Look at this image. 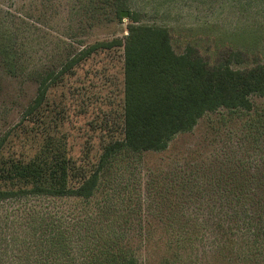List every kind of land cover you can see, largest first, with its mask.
Instances as JSON below:
<instances>
[{
  "label": "rangeland",
  "instance_id": "374dc122",
  "mask_svg": "<svg viewBox=\"0 0 264 264\" xmlns=\"http://www.w3.org/2000/svg\"><path fill=\"white\" fill-rule=\"evenodd\" d=\"M131 20L165 28L176 54L192 49L209 67L264 64V0H0V35L27 51L15 75L0 61V137L35 96L29 69L123 40ZM122 67V47L100 50L50 91L72 158L92 162L121 136ZM250 102L204 113L164 150L116 153L87 200L28 202L62 215L74 249L109 244L137 264H264V98Z\"/></svg>",
  "mask_w": 264,
  "mask_h": 264
},
{
  "label": "trees",
  "instance_id": "16d2710c",
  "mask_svg": "<svg viewBox=\"0 0 264 264\" xmlns=\"http://www.w3.org/2000/svg\"><path fill=\"white\" fill-rule=\"evenodd\" d=\"M8 34L0 35V61L15 75L26 70L27 51L16 47ZM111 47L123 49L121 136L101 144L92 162L74 159L67 154L62 121L49 109L48 95L81 63ZM28 74L37 83L35 96L0 137V264H137L128 250L109 244L96 251L74 249L68 245L62 215L28 201L87 200L116 153L164 150L204 113L249 110L252 95L264 98V64L245 70L209 67L192 49L176 54L165 28L136 20L127 25L123 40L68 51L59 64L31 68Z\"/></svg>",
  "mask_w": 264,
  "mask_h": 264
},
{
  "label": "water",
  "instance_id": "95a60500",
  "mask_svg": "<svg viewBox=\"0 0 264 264\" xmlns=\"http://www.w3.org/2000/svg\"><path fill=\"white\" fill-rule=\"evenodd\" d=\"M121 16H122V17H125V16H126V13H125V12H122V13H121Z\"/></svg>",
  "mask_w": 264,
  "mask_h": 264
}]
</instances>
